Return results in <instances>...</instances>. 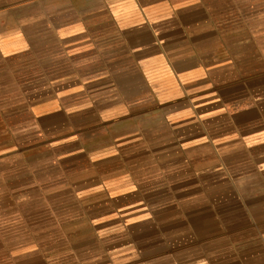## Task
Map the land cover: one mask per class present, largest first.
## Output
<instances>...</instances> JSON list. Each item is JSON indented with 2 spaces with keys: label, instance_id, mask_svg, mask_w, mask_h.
Segmentation results:
<instances>
[{
  "label": "crops",
  "instance_id": "0c3cea01",
  "mask_svg": "<svg viewBox=\"0 0 264 264\" xmlns=\"http://www.w3.org/2000/svg\"><path fill=\"white\" fill-rule=\"evenodd\" d=\"M0 264H264V0H0Z\"/></svg>",
  "mask_w": 264,
  "mask_h": 264
}]
</instances>
